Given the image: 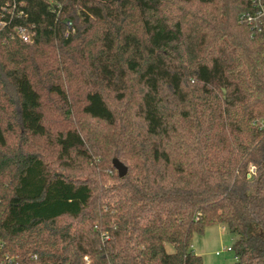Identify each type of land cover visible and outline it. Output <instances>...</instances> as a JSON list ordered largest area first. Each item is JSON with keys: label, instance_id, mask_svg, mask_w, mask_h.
Segmentation results:
<instances>
[{"label": "trees", "instance_id": "trees-1", "mask_svg": "<svg viewBox=\"0 0 264 264\" xmlns=\"http://www.w3.org/2000/svg\"><path fill=\"white\" fill-rule=\"evenodd\" d=\"M252 9L0 0V264H203L192 238L213 225L238 236L234 264H264V29L240 21ZM49 106L92 124L52 135ZM83 163L93 177L72 174Z\"/></svg>", "mask_w": 264, "mask_h": 264}, {"label": "rangeland", "instance_id": "rangeland-1", "mask_svg": "<svg viewBox=\"0 0 264 264\" xmlns=\"http://www.w3.org/2000/svg\"><path fill=\"white\" fill-rule=\"evenodd\" d=\"M47 127L52 135L58 132H64L73 128H82L86 125H91V121L88 118L82 116L78 109L75 110L72 119L66 118L63 111H53L52 107H48L47 111ZM87 131V130H86ZM30 149L44 155L48 161H55L57 159V150L51 146L48 141L40 139H30ZM87 164L80 165L73 175L77 177H93L87 169ZM101 169L100 167H98ZM253 171V170H252ZM99 170L95 173L97 174ZM108 173V167L103 171ZM109 174V173H108ZM96 181H101L99 174L94 177ZM107 182L113 183L110 177L107 176ZM238 240V236L232 234L226 227L213 225L207 227L203 233H195L192 238V247L197 255L202 257L203 264H234L236 262L234 251H228V248H232L234 243ZM169 253L173 252L171 245L167 246ZM220 252L218 256L217 253Z\"/></svg>", "mask_w": 264, "mask_h": 264}, {"label": "built area", "instance_id": "built-area-1", "mask_svg": "<svg viewBox=\"0 0 264 264\" xmlns=\"http://www.w3.org/2000/svg\"><path fill=\"white\" fill-rule=\"evenodd\" d=\"M240 21L243 24L248 25L253 33H260L264 29V0H253V9L251 12H247L240 17ZM18 34L21 36L24 42L32 41V34L24 28L18 29ZM231 251L232 248H228ZM220 255V252L217 253Z\"/></svg>", "mask_w": 264, "mask_h": 264}, {"label": "water", "instance_id": "water-1", "mask_svg": "<svg viewBox=\"0 0 264 264\" xmlns=\"http://www.w3.org/2000/svg\"><path fill=\"white\" fill-rule=\"evenodd\" d=\"M113 165L121 178H124L127 175L128 169L121 161L114 159Z\"/></svg>", "mask_w": 264, "mask_h": 264}, {"label": "crops", "instance_id": "crops-1", "mask_svg": "<svg viewBox=\"0 0 264 264\" xmlns=\"http://www.w3.org/2000/svg\"><path fill=\"white\" fill-rule=\"evenodd\" d=\"M196 253V252H195ZM197 254V253H196Z\"/></svg>", "mask_w": 264, "mask_h": 264}]
</instances>
